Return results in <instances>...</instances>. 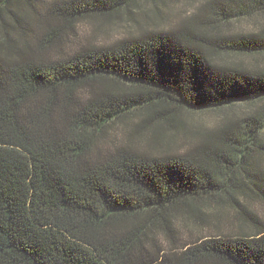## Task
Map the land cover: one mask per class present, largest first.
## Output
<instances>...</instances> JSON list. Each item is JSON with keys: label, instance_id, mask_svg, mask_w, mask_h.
<instances>
[{"label": "trees", "instance_id": "16d2710c", "mask_svg": "<svg viewBox=\"0 0 264 264\" xmlns=\"http://www.w3.org/2000/svg\"><path fill=\"white\" fill-rule=\"evenodd\" d=\"M45 1L0 0V264H264V0Z\"/></svg>", "mask_w": 264, "mask_h": 264}, {"label": "rangeland", "instance_id": "374dc122", "mask_svg": "<svg viewBox=\"0 0 264 264\" xmlns=\"http://www.w3.org/2000/svg\"><path fill=\"white\" fill-rule=\"evenodd\" d=\"M45 1V0H43ZM68 1V0H64ZM46 2V1H45ZM196 4V3H194ZM148 5H142L141 7H146ZM172 6V17L173 19L179 15L184 13L186 10H191L192 7L194 6L193 4L189 5V2L187 0H180L177 3L171 4ZM98 23L95 20H85L81 23H78L75 27L74 34H70L68 37V42L66 43L65 51H71L73 49H76L83 43H88L89 41L93 42H102V43H112L115 41L117 38L129 36L130 34H133L134 28L132 27V24H128L125 21L112 24L106 28H104L102 31H98ZM259 23L264 24V17L258 18L257 22L254 20H241L238 22H235L233 26L231 27L232 30L234 31H239V30H252L256 29L259 25ZM246 62H251L254 63L256 60L258 63L262 66H264V58H244L243 59ZM244 109L243 107L241 110ZM202 120L204 123L208 125H212L216 118L213 114H205L202 115ZM119 135V133H118ZM253 209H255L256 213L258 214L259 217L264 219V206L258 204V203H253ZM223 232H227L224 230ZM188 234V233H185ZM206 235H211L214 234L210 230L205 232Z\"/></svg>", "mask_w": 264, "mask_h": 264}]
</instances>
